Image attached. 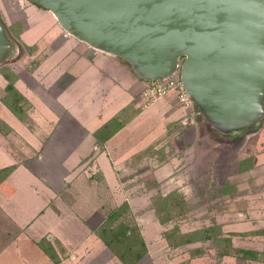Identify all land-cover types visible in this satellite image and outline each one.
Wrapping results in <instances>:
<instances>
[{"label":"crops","instance_id":"obj_1","mask_svg":"<svg viewBox=\"0 0 264 264\" xmlns=\"http://www.w3.org/2000/svg\"><path fill=\"white\" fill-rule=\"evenodd\" d=\"M26 1L0 0L4 16L7 5L14 6L21 15L7 25L13 29L21 25L23 31L18 37L28 47L53 46L58 32L46 30L36 34V24L25 17L32 4ZM85 47L74 43L53 46L52 55L35 69L31 81L14 72L18 75L14 87L24 103L40 107L35 117L48 121L39 132L54 139L53 146H47L30 132L28 143L37 155L30 156L15 140L10 142L11 134L20 131L15 124L21 120L2 101L7 96L9 73L2 74L7 84L0 98V119L5 129L0 130V264H124L107 246L101 232L105 226L113 230L110 219L120 208L127 206L131 214L141 211L136 207L143 205V191L130 189L126 183L138 179L131 166L146 164L143 154L157 145L169 127L178 136L188 131L196 145L202 135L225 137L210 125L198 123L196 118L197 123L192 121L194 107L181 102L174 92L148 101L145 94L149 82L138 78L118 58L113 57L116 64H88L90 70L79 72L75 65L81 64ZM85 73L91 74L81 83ZM91 84L94 85L90 92L95 96H89V105L95 106L98 101L101 110L96 106L95 111L86 115L80 104L87 101L85 89ZM56 114L67 115L71 125L58 131ZM153 118L158 119L159 126L151 131L148 124ZM190 120L194 126H180ZM262 132L256 136L255 150L248 156L253 159L252 167L246 168L244 157L233 172L243 181L263 173L252 190L199 189L198 178L194 179L189 202L190 231L182 233L181 225H175L188 236L184 246H189L190 264H264ZM143 137L146 144H138ZM135 158L141 160L134 162ZM230 165L226 160V172ZM155 177L159 179L158 174ZM228 179L229 176L227 183ZM211 193H215L213 201L207 197ZM176 211L183 212L178 208ZM166 223L157 220L148 227L139 224L146 253L137 264H170L164 253L170 244L161 234ZM211 246H215L217 253L210 254Z\"/></svg>","mask_w":264,"mask_h":264},{"label":"water","instance_id":"obj_2","mask_svg":"<svg viewBox=\"0 0 264 264\" xmlns=\"http://www.w3.org/2000/svg\"><path fill=\"white\" fill-rule=\"evenodd\" d=\"M146 82L176 75L222 136L264 120V0H27ZM13 42L0 20V68Z\"/></svg>","mask_w":264,"mask_h":264},{"label":"rangeland","instance_id":"obj_3","mask_svg":"<svg viewBox=\"0 0 264 264\" xmlns=\"http://www.w3.org/2000/svg\"><path fill=\"white\" fill-rule=\"evenodd\" d=\"M6 10V16H4L2 13L3 9H0V20L4 24L13 42L14 51L10 59L0 68V98L3 96L4 88L7 84L2 76L4 71L13 75H15L14 72H20L22 76H25L26 80L31 81L29 78L30 76L32 77L31 74L34 73L35 69L40 64H44L45 59L52 55L53 46H58L62 43H66V45L73 43L76 45L79 44L77 40L70 38L62 31L56 20L48 13L47 10L43 9V11H41L40 7L31 4V8L27 9L25 12V17H28L29 21H33L36 24V34L37 31L45 32L46 30H51L52 32H58V35L55 38L56 41L52 44L53 46H48L47 48H45V46L43 47L44 49H41V47L39 48L38 46L28 47L18 37V34L23 31L21 25H17L15 29L7 25L12 18H21L19 11L12 5H7ZM56 42H58V45H56ZM81 54L83 57L81 64L75 65L77 68L79 67V72H87V70H90L87 68L88 64H103L104 66H106V64H116L113 57L93 50L87 45L85 49H82ZM118 61L120 64H125L130 68L126 62L119 59ZM88 74L91 73H85V75L82 76L81 83H83L82 81L88 76ZM15 76L17 82V73ZM93 85L94 84L86 86L85 93L87 98L85 100L87 101H84V105L83 102L80 104L81 107L84 106V112H86V115H90V113L95 111V108L98 104L97 101V103H94L95 106L89 105L91 103L89 96H95V93L90 92V89L93 87ZM99 97H101V95H99ZM148 101L153 100L150 98ZM21 103L20 104L23 108L22 119L19 118L21 121L19 120L20 122L17 124H15L13 121L11 122V124L14 123L17 125L20 131L19 133L14 131V133L11 134L10 142L15 140L18 143L19 148L29 151L30 156L37 155V152L28 143L30 138H27V135H30V132L33 135L37 134L35 136H38V140L44 145L47 144V146L52 145L54 139L49 140V134L39 132L45 127V124L48 123L46 119L40 120V118L37 119L35 117V114L40 112L38 110L40 107L36 108L30 102ZM0 106L3 107L1 104ZM97 107L101 110L99 106ZM193 107L194 114L192 115L191 120L195 121L196 118V120L198 119V123L207 124L203 116L200 114L198 108H196L194 105ZM10 116L13 118V115L10 114ZM10 116L9 118H11ZM68 118L69 117H67V115L58 116L56 114L55 121L60 125L58 131H60L64 126L71 125V121ZM191 120L184 123V125L181 123L180 126H185L186 128L194 126L195 124L191 123ZM195 123L197 122L195 121ZM21 125H24V127ZM148 126L150 127L151 131L155 130L159 126L158 119L153 118L149 122ZM178 127L179 125L176 126V128ZM3 128V122L0 119V130H5ZM206 130L208 129L206 128ZM262 130L263 132L261 135V141L264 142L263 120L254 128L240 131L231 136H216L218 139H214L215 136L210 137V135L209 137H205L202 135L200 141H198V144L196 145L194 138L192 136L190 137L188 131L185 133V135L181 134L178 136L177 133L174 134L175 130H170L169 127L167 129L166 135L159 140L157 145H155L154 148H150L145 152V154H143V157L147 161L145 162L146 164L141 166H131L135 169V172L133 169L132 171H129V173H136V178L138 179L126 182L130 189H136L137 192L140 193L143 191L144 193L143 207H136V209L140 208L141 211H137V213H133V215L129 211L124 210L123 214H120L122 216L121 218H123L122 220H124L123 223L129 224L132 228V240L135 242L137 248L142 250L139 246L140 244L138 245V242L140 241L139 235L141 233V227H148L149 225L153 224V221L157 220L161 221V223L167 222L166 224H163V231H161V234H165L163 237L164 239L167 238L169 242L168 244L172 243L169 245V248L167 247V249L164 251V253L167 255V259L169 258V263L190 264V249L189 246H184L188 240V236L182 233H188L190 231L189 202L191 187H195L196 184L194 179L196 177L198 178L197 186L199 189L211 188L214 190L215 188H229L230 190L237 191L238 188L244 187L246 190H252L254 187H256L259 176L262 177L263 173H260L256 177L250 176L248 180L246 179L243 181V178H238L236 174H233V172L237 171L238 162L244 157H246V168L248 169L252 167L250 161L253 159H250L248 156L254 152V143L257 141L256 136ZM57 134H59V132H57L56 135ZM184 136H186V140ZM145 139L146 138L144 137L139 138L138 144L145 145ZM12 148L14 150V146ZM262 151L264 153V150ZM18 159H20V157H18ZM140 160L141 159L139 158H135L134 162H139ZM226 160H229V163H231L230 170L228 172H226V168H224ZM140 170H143V172H139ZM155 174H158L159 179H156ZM227 176H229L228 183L226 182ZM232 177L234 181H231ZM179 190L182 192H179ZM214 194L211 193L209 196H207L209 201L214 200ZM204 199H206V197H204ZM177 208L183 212H177ZM137 219L138 221L140 220L139 223ZM140 223L141 227L139 225ZM175 225L178 227L181 225L180 230L182 233L179 232V228L175 227ZM167 229L169 231H166ZM161 234L160 236H162ZM174 246H180V248L175 249ZM210 252V254L217 253L215 246H211Z\"/></svg>","mask_w":264,"mask_h":264},{"label":"trees","instance_id":"obj_4","mask_svg":"<svg viewBox=\"0 0 264 264\" xmlns=\"http://www.w3.org/2000/svg\"><path fill=\"white\" fill-rule=\"evenodd\" d=\"M6 77L9 82L5 89L7 96L2 101L9 108V110H11L16 116L22 119L23 108L21 106V102L24 101L21 95L17 92L14 87L16 76L13 74H8L6 75ZM118 125L119 127L122 126V124ZM124 210L128 211L127 206L113 212V216L110 220L111 222L113 221L114 231L110 227L105 226V228L101 232V237L103 238L108 247L113 248V252L117 254V256L121 259L124 264H136L142 258L143 253H146V247L145 244L142 242L141 238H139L140 241L138 242V245L140 244L139 246L142 250L137 248L135 242L132 240V228L129 224L123 223L124 220H122L123 218H121L122 216L120 215L121 213L123 214ZM187 242L188 240L186 241V243Z\"/></svg>","mask_w":264,"mask_h":264},{"label":"built area","instance_id":"obj_5","mask_svg":"<svg viewBox=\"0 0 264 264\" xmlns=\"http://www.w3.org/2000/svg\"><path fill=\"white\" fill-rule=\"evenodd\" d=\"M149 83L150 85L148 86V90L145 94L148 99L151 98V100L154 101L174 92L177 94L181 102L185 103L186 105L193 106L192 101L189 99L181 85L180 77L178 75L167 80Z\"/></svg>","mask_w":264,"mask_h":264},{"label":"flooded vegetation","instance_id":"obj_6","mask_svg":"<svg viewBox=\"0 0 264 264\" xmlns=\"http://www.w3.org/2000/svg\"><path fill=\"white\" fill-rule=\"evenodd\" d=\"M71 38V37H70ZM73 39V38H72ZM75 40V39H74ZM78 42V41H77ZM79 44L81 43V42H78ZM82 44V43H81ZM56 45H58V42H56ZM55 47V46H54ZM79 54V53H78Z\"/></svg>","mask_w":264,"mask_h":264}]
</instances>
